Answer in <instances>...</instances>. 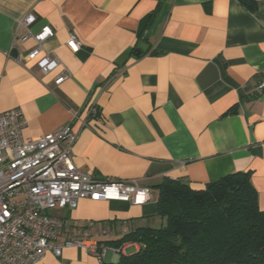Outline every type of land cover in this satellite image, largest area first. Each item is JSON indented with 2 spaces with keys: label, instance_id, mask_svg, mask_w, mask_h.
<instances>
[{
  "label": "crops",
  "instance_id": "crops-1",
  "mask_svg": "<svg viewBox=\"0 0 264 264\" xmlns=\"http://www.w3.org/2000/svg\"><path fill=\"white\" fill-rule=\"evenodd\" d=\"M27 14L35 17L31 34L45 26L54 33L44 49L70 73L59 85L60 69L43 75L35 63L14 60L34 46L18 25ZM70 33L81 44L76 53L66 46ZM261 83L264 0L253 12L237 0H0V113L23 112L24 138L70 125L78 136L70 148L77 169L96 182L135 179L148 190L139 205L82 200L76 209L55 210L62 221L55 245L102 231L99 241H115L159 227L157 186L167 180L203 190L246 173L264 211ZM90 106L100 121L89 116ZM137 249L125 244L120 254ZM118 257L100 261L67 248L35 264Z\"/></svg>",
  "mask_w": 264,
  "mask_h": 264
},
{
  "label": "built area",
  "instance_id": "built-area-1",
  "mask_svg": "<svg viewBox=\"0 0 264 264\" xmlns=\"http://www.w3.org/2000/svg\"><path fill=\"white\" fill-rule=\"evenodd\" d=\"M34 21L32 14L18 21L34 46L18 53L14 60L22 67L35 63L43 75L60 69L55 79L59 85L70 73L52 51L44 49V44L54 36L51 28L45 26L36 34L30 33L29 27ZM80 45L76 35L70 33L67 48L76 53ZM258 88L264 89V83ZM87 112L100 121L96 107L90 106ZM26 126L20 109L0 113V264H35L48 252L60 256L67 248H78L100 261L108 253L118 257L125 244L112 247L99 241L100 236L106 235L105 231L65 239L55 245L61 235L62 221L52 213L76 209L82 200L139 205L148 199V190L135 179L96 182L77 169L70 148L78 136L70 125L36 139L22 136Z\"/></svg>",
  "mask_w": 264,
  "mask_h": 264
},
{
  "label": "trees",
  "instance_id": "trees-1",
  "mask_svg": "<svg viewBox=\"0 0 264 264\" xmlns=\"http://www.w3.org/2000/svg\"><path fill=\"white\" fill-rule=\"evenodd\" d=\"M237 1L255 11V0ZM157 189L163 223L104 242L138 249L103 264H264V211L249 174H230L203 190L183 180H167Z\"/></svg>",
  "mask_w": 264,
  "mask_h": 264
},
{
  "label": "rangeland",
  "instance_id": "rangeland-1",
  "mask_svg": "<svg viewBox=\"0 0 264 264\" xmlns=\"http://www.w3.org/2000/svg\"><path fill=\"white\" fill-rule=\"evenodd\" d=\"M132 252L131 250H128V253Z\"/></svg>",
  "mask_w": 264,
  "mask_h": 264
}]
</instances>
